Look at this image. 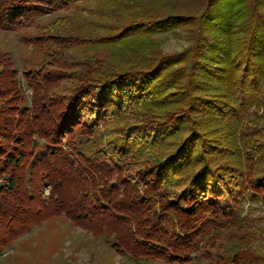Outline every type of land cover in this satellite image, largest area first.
<instances>
[{
  "label": "trees",
  "instance_id": "trees-1",
  "mask_svg": "<svg viewBox=\"0 0 264 264\" xmlns=\"http://www.w3.org/2000/svg\"><path fill=\"white\" fill-rule=\"evenodd\" d=\"M49 15L40 62L0 52V255L64 215L132 259L264 264V0H0V30Z\"/></svg>",
  "mask_w": 264,
  "mask_h": 264
},
{
  "label": "rangeland",
  "instance_id": "rangeland-1",
  "mask_svg": "<svg viewBox=\"0 0 264 264\" xmlns=\"http://www.w3.org/2000/svg\"><path fill=\"white\" fill-rule=\"evenodd\" d=\"M54 15L44 16L31 26H22L0 30V52H10L15 64L32 67L41 60V55L29 47L24 39L38 33L43 23ZM38 26V27H37ZM164 51L180 50L188 44L184 38L170 33L158 34ZM28 96L31 89L26 88ZM43 193L48 194L44 186ZM243 215L258 217L257 224L264 226V204L245 202ZM193 258V256H192ZM183 263L192 264L193 259ZM0 264H161L157 260L146 258L132 259L117 253L102 235L75 226L64 215L51 217L43 224L17 238L12 245L0 255Z\"/></svg>",
  "mask_w": 264,
  "mask_h": 264
}]
</instances>
